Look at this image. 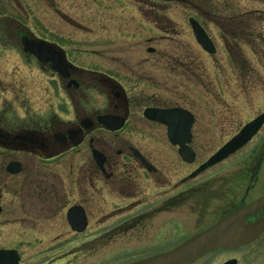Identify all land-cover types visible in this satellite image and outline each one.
Here are the masks:
<instances>
[{
  "label": "flooded vegetation",
  "instance_id": "1",
  "mask_svg": "<svg viewBox=\"0 0 264 264\" xmlns=\"http://www.w3.org/2000/svg\"><path fill=\"white\" fill-rule=\"evenodd\" d=\"M69 1L70 5L72 3L74 6L78 5L77 0ZM244 2L246 3L244 6L239 5L230 9L227 8L228 1H225L224 10L219 16L222 42L219 53H222V57L231 66L227 67L235 72L238 81H243L244 84L257 80L264 83V0ZM44 4L45 2L41 3L40 0H0V38L5 21L8 23L6 26L14 29L11 31L12 34H6L7 38L22 37V50L23 39L42 42L57 53L66 65V69L60 74L53 69L52 60L58 61L57 58H46L42 64L35 56L25 54L23 50L25 56H29L36 66L50 76L51 81L59 85V90L62 91V96L60 91L58 92L62 98V108L58 113L43 116L41 119L45 124H39L37 127L28 119L23 120L25 124L19 126L13 116L4 115L0 120V154L3 155L0 157V173L3 160L8 153L13 156L28 154L38 160L37 168L32 169L28 175L29 189L16 188L13 191L17 202L18 200L26 202L21 208L28 210L29 213L27 220H17V225L35 228L38 223L43 225L48 223L53 212L64 210L69 225L68 212L74 208H80L85 212L89 225L88 203L90 202L96 210L107 205V197L110 200L117 198L126 202L127 210L146 208L144 197L146 185L143 179L150 177L160 182L168 181L166 171L173 167L175 171V166L179 164L181 172L171 174L172 177H180L179 182L171 190L169 188L165 190L167 192L163 204L149 206L151 211L168 212L169 216H172V213L177 214L179 221L174 227L176 234L170 238V247L140 259L143 260L176 249L215 226L219 221L264 197V179L260 173L264 165V155L259 158L260 150L264 146V141L260 142L259 136L264 125L256 136L237 152L245 153L249 148L248 160L235 163L222 170L224 172L212 174L209 168L193 177L194 173L218 151L210 154L211 143L214 141L210 137L212 127L210 115L213 106L221 104L218 99H211V80L204 73L205 70L199 71L202 66L198 60L191 58L188 62L153 61L156 68L164 66V73H167L165 79L171 78L172 99L174 100L179 92L184 93L179 96L180 103L177 99L174 103L171 101L167 104H158L154 94L147 93L144 89L145 85L154 79L149 72L143 70L141 77L137 78L139 83L143 84L141 88H137L136 85L125 86L107 72L94 68V61H85L84 52L62 45L55 39L42 40L37 37L29 24L41 7L46 10ZM52 14L58 16L62 13L57 10ZM143 19H146L145 15ZM46 24L50 25L47 22ZM158 30L163 32L160 28ZM55 31L54 28L52 32ZM148 53L157 54L152 49H149ZM219 80L227 84L230 82L224 72L220 74ZM141 104H145V107L139 113ZM146 110H182L193 117L190 134L178 136L180 142H185L184 147L192 151V162L184 161L180 145L172 144L166 125L144 116ZM71 114L76 116L75 120L67 121L61 118ZM105 117L121 118L125 125L122 129L113 131L100 123V119ZM201 119L202 126L199 127ZM134 121L139 124H133ZM141 121L149 125L142 124ZM150 128H157L155 141L151 146L142 145V136H145L144 133L150 131ZM148 138L151 137L148 135ZM55 160H78L75 165L70 166L71 172L67 175L70 188L63 187V180L56 179V183H53L41 176L39 167L42 166V162ZM11 162L20 165V174L13 176L7 173V166ZM9 163L5 167V172L11 178H18L24 171L23 161L13 160ZM53 175L55 174H49L55 179ZM0 209L1 220L7 211L1 192ZM137 217L141 219L146 216L141 214ZM140 219L133 218L123 225L129 230L134 229L145 222ZM239 222L246 227L264 225V209L257 214L245 216ZM0 253L2 264H22L23 257L19 250L0 248ZM189 264H264V232L246 245L222 248Z\"/></svg>",
  "mask_w": 264,
  "mask_h": 264
},
{
  "label": "rangeland",
  "instance_id": "2",
  "mask_svg": "<svg viewBox=\"0 0 264 264\" xmlns=\"http://www.w3.org/2000/svg\"><path fill=\"white\" fill-rule=\"evenodd\" d=\"M57 1L40 0L41 3L45 2L46 10L43 7L38 9L39 13L35 14L29 24L36 36L42 40L55 39L62 45L84 52L85 61H94V68L107 72L125 86L136 85L141 88L143 84L137 78L141 77L143 70L149 72L154 79L144 89L154 94L158 104L174 103L177 99L180 103L179 96L184 93L179 92L172 99L171 78L165 79L167 73H164V66L156 68L153 61L198 60L202 66L199 71L205 70L204 73L211 80V99H218L221 103L211 109L210 137L214 141L211 143L210 154L219 150L247 122L264 112V83L258 80L246 84L238 81L235 72L228 69V62L219 53L222 44L219 16L224 10L225 1L229 3L227 8L232 9L244 6V0H185L180 3H161L156 0H77L76 6L73 3L70 5L69 0ZM57 10L62 14L52 16V12ZM190 18H195L208 32L218 50L215 57L206 55L197 44L189 24ZM6 25L8 23L3 21L0 38V120L4 115L13 116L19 126L25 124L23 120L28 119L37 127L45 124L41 119L43 116L58 113L62 108V98L58 93L60 91L62 96V91L42 68L24 55L22 37L7 38L6 34H12L14 29ZM53 26L57 32H52ZM160 27L163 28L162 33L158 30ZM149 49L157 54L148 53ZM223 72L229 78L228 84L219 80ZM144 107L145 104H141L139 113ZM75 117L72 114L61 116L67 121L75 120ZM141 123L149 125L144 121ZM133 124L139 123L134 121ZM198 126H202V119ZM156 129L150 128V131L144 133L142 145H153ZM261 131L260 142L264 141V127ZM150 151L155 152L152 149ZM248 151L245 152L246 156L243 151L233 155L211 168L210 173L224 172L222 170L235 163L248 160ZM13 160L24 163V171L18 178H11L5 172V167ZM3 161L0 192L7 211L0 220V248L19 250L23 257L22 264H130L171 246L170 238L176 234L174 227L179 221L177 214L169 216L168 212L151 211L149 206L162 203L167 192L165 190H171L179 182L180 177L171 175L181 172L179 164L175 166V171L174 167L166 171L168 181L160 182L150 177L143 179L146 185V208L127 210L126 202L107 197V205L94 210L89 202L88 228L83 233L74 234L66 222V210L53 212L48 223H38L35 228L16 224L17 220L26 221L29 213L21 208L26 202H17L13 191L16 188L29 189L28 175L32 169L37 168L38 160L28 154L13 156L8 153ZM77 161L42 162L39 171L48 182L54 183L60 179L64 182L63 187L70 188L67 175L71 172L70 166ZM260 173L264 179V165ZM49 174H55V179ZM141 214L146 217H137ZM133 218L145 222L129 230L123 223Z\"/></svg>",
  "mask_w": 264,
  "mask_h": 264
},
{
  "label": "water",
  "instance_id": "3",
  "mask_svg": "<svg viewBox=\"0 0 264 264\" xmlns=\"http://www.w3.org/2000/svg\"><path fill=\"white\" fill-rule=\"evenodd\" d=\"M160 1L174 2L181 0ZM190 24L198 44L203 48L204 51L208 52L209 54H215L216 48L214 47L212 41L206 34L205 30L201 27V25L193 18L190 19ZM43 46L46 47V44H37L33 41H30L29 44L25 43V52L35 55L40 61H42V56L44 55L42 50ZM63 65V67L66 66L65 63H63ZM57 70L60 71L59 68H57ZM144 116L149 120L159 122L168 126V137L173 145H180L181 156L184 161H193L192 151L186 149L184 147L185 142H180L178 138L179 135L190 134V129L193 124V117L190 114L188 116V113L182 110H146ZM100 122L113 131H118L125 125V121L123 119L116 117L102 118L100 119ZM263 125L264 114L251 123L247 124L237 136H235L215 155H213L210 160H208L203 166H201L194 173L193 177H196L206 169L213 167L218 163H221L223 160L227 159L228 157L242 149L252 140V138L259 132ZM186 154L189 155L187 156ZM263 155L264 146L260 150L259 158H261ZM7 171L13 175L19 174L21 171L20 165L18 163H11L8 166ZM263 209L264 197L253 203L252 205L244 208L243 210L238 211L219 221L215 226L191 238L176 249L158 256L139 260L131 264H189L196 259L206 254L215 252L219 249L235 248L246 245L256 237H258L262 232H264V225L259 224L254 227H246L241 225L239 220L247 215L257 214ZM68 219L73 231H76L78 233L85 231L87 227V219L82 209H71L68 214Z\"/></svg>",
  "mask_w": 264,
  "mask_h": 264
},
{
  "label": "trees",
  "instance_id": "4",
  "mask_svg": "<svg viewBox=\"0 0 264 264\" xmlns=\"http://www.w3.org/2000/svg\"><path fill=\"white\" fill-rule=\"evenodd\" d=\"M194 1H196V2H203V1H205V0H194ZM155 24H157V25H159V23L158 22H155ZM160 29H162L163 30V28L162 27H160Z\"/></svg>",
  "mask_w": 264,
  "mask_h": 264
}]
</instances>
